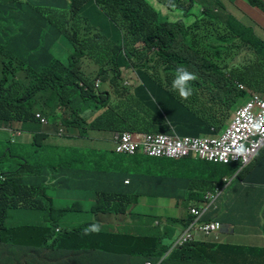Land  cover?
Masks as SVG:
<instances>
[{
	"label": "trees",
	"instance_id": "trees-1",
	"mask_svg": "<svg viewBox=\"0 0 264 264\" xmlns=\"http://www.w3.org/2000/svg\"><path fill=\"white\" fill-rule=\"evenodd\" d=\"M195 1L176 0V8L189 3V9ZM219 1L213 0V6H220ZM228 1L236 6L238 0ZM161 2L165 4V0ZM244 4L263 18V0H244ZM82 11L86 15L81 16ZM207 14L203 11L193 24L181 19L167 23L169 18L162 16L152 0H0V62L4 63L0 67V128L19 132L21 142L25 141V131L33 134L31 143L23 147H17V139L14 143L9 139L0 142L1 245L13 249L19 245L21 234L37 243L53 237L52 229L46 226L3 227L9 216L19 222L25 215L19 202L42 209L36 199L41 192L56 197L61 217L67 221L68 230L56 240L67 250L55 251L57 257L68 259L64 264H155L161 260L155 249L166 234L150 197L168 194L183 175L154 174L149 164L138 158L134 160L135 173H126L123 168L128 161L111 158L107 152L113 144V133L120 130L199 137L214 125L219 110L217 98L226 85L232 84L227 92L230 104L223 103L230 109L247 94L238 83L256 92L264 90V26L246 24L233 14L224 17L215 13L209 19ZM74 17L85 29L86 21H98L90 33L84 34L92 35V41L84 47L79 41L83 35L70 32ZM61 39L75 50L68 65L57 61L52 53ZM208 40L231 45L233 41V47L240 48L239 55L247 51L249 58L232 67L230 78L209 88L208 102L198 94L185 101L174 93L158 99L163 86H153L150 77L157 84L161 75L146 62L159 63L162 59H150L151 50L159 48L169 54L163 63L194 68L192 51L201 55L200 61L205 59L204 50L223 52L224 47L212 44L200 48V42ZM122 48L142 63V75L133 86H124L128 80L120 77ZM83 55L94 59L98 68L85 70L80 59ZM196 71L204 78L208 75L211 81L216 73H225L220 66L213 71ZM97 78L100 89L93 84ZM61 111L65 117L59 115ZM35 114H40L45 124H40ZM78 138L89 139L84 151L71 143ZM93 138H99L97 147L90 146ZM140 153L154 160L142 151L132 157ZM217 165L222 164L199 163L197 179L205 191L224 186V174ZM231 165L236 170L237 164ZM65 176H70L69 184L61 178ZM70 196L75 202L69 201ZM143 199L149 200L150 208H144ZM50 212L57 214L53 209ZM93 219L97 220L94 224ZM93 225L100 230L90 231ZM173 253L172 264H264V247L202 242L177 247L160 264L169 261ZM0 264L13 263L0 257Z\"/></svg>",
	"mask_w": 264,
	"mask_h": 264
},
{
	"label": "clouds",
	"instance_id": "clouds-1",
	"mask_svg": "<svg viewBox=\"0 0 264 264\" xmlns=\"http://www.w3.org/2000/svg\"><path fill=\"white\" fill-rule=\"evenodd\" d=\"M172 3H175V9H176V0H165V4L161 2V0H152V4L157 9L160 5H162V6H165L169 11H171L170 5ZM184 16L187 17L185 14ZM193 17H194V20L192 23H190L188 20H186V22L188 24H193L196 20V17L195 16ZM178 20L179 19L173 20L169 18L167 23H176ZM67 43L72 49V53L69 55L68 59L65 62H63L59 60L58 58H55L57 61L61 62L64 65L69 64V62L71 61V56L75 57L74 48L72 47L71 43L69 42ZM211 44L223 47L221 44H218L211 40H208L205 43L200 42L199 45H200V48H202L204 46L210 47ZM204 51L206 55L204 61H200L198 59L201 57V55L198 54L196 51H192L190 53L193 63L195 65L194 68H190L187 66H175V65H169L167 63H163L164 58H167L169 54L163 50H160L159 48H153L151 50V53L149 54L150 59L152 58L160 59L159 57H161L162 59V61L159 63L146 62V64H148L152 69L156 70L158 74L160 75L163 74V77H164L163 79L161 78V82H157V84L154 83V78L150 77L152 78L151 83L153 84V86H158V85H160L161 87L163 86V91L161 92L158 99L163 100L166 98L167 93H174L183 101L188 100L194 94H198L203 100L207 102L209 101V97H210L209 88L219 83L221 79L223 80L225 77L230 78V74L216 73L215 80L211 81L208 75H207V78H204L199 72L196 71V69L206 68L207 70H209L211 68V71H213L216 66L229 67L230 64L233 62V54H232V50H230V52H226L225 48L222 49L223 52L218 53V54L211 50H204ZM217 56L221 58L220 61H217L216 59ZM122 60L124 62V65L120 67V75H121V69L124 67L130 68L132 72L137 74L139 77L140 75H142V63L136 62V57L130 56L125 48H122ZM92 68L96 69L98 67L94 65V67ZM92 68H89V69L85 68V70H93ZM136 79H138V77L134 76L132 78V81L126 82L124 86H133L134 81ZM94 81H98V84L96 85ZM94 81H93V84L95 88L100 89L101 87L100 79L97 78V79H94ZM238 84H241V83H238ZM242 91H245L247 93L246 94L247 98L245 102L242 103L240 107L235 111L233 116H232V112L237 107L235 108L232 107L230 109L228 107H225L223 103H219V102L217 103L218 109H222V108L229 109L227 116L230 119L227 127L225 129L219 130L217 134L212 138L214 139L216 136H220V140H219V144L217 145V148H223L229 145L230 140H231V134L234 128L238 126L239 123L241 122L240 120H238V113H239L238 111L249 100L251 95L257 94L256 92H253L249 88L247 90H242ZM36 115H39V118H37ZM40 118H43V117L40 114H35V119L38 120L39 122H40ZM43 123H45V119ZM43 123L40 122V124H43ZM0 130L7 131L9 135L8 138L4 136L0 138V142L5 141L6 139H9L11 143H14L16 142V139L20 137L19 132L9 127L0 128ZM132 133H135V132H132ZM139 134H154V133H139ZM163 134H167V133H163ZM168 135H171V134H168ZM171 136H173L175 139L180 140V141H185L186 139H189V140L191 139V141L197 140V138H185V137H180L176 134H173ZM23 137H27L29 140V144H30L33 138V134L31 132L25 131ZM87 141H89V139L87 140L80 139V138L77 139V142H87ZM113 144H114V141H113ZM263 148H264V145L258 150V152L253 157V159L246 165H244L242 162H235V161L219 162V161H214V160H208L206 158L200 157L198 152H196L195 148L188 149V153L186 155H182V156L175 157V158H168L172 160L186 159L187 162L192 161L193 163L196 164L198 170L191 172L187 175H184L182 173L176 175V176L183 175L182 177H180L178 180L174 182V186H176L179 189L180 195L176 194L174 195L175 197H172L169 199H174L175 201L183 203V205L186 207L185 215L182 217L172 216V224L168 226L167 229L165 230V233H169L170 235L165 237L166 239L164 240V242H166L167 245H165L164 247H166L167 249L172 247V251H173L177 247L184 246L191 242L227 244V245H234V246H241V247H248V248L258 247L256 245H251L247 243L246 239L239 238L238 235H236L234 238L225 239L224 237L228 234L227 232H231V231H235L236 233L239 232V230L234 226H232V228L229 229L228 231V227L223 226V224L220 221L207 222L203 220V217L205 215L204 206L210 205L211 203L214 202L215 195L223 190V188L226 185V182L229 181V185H232L234 184L233 181L230 180L229 178H226L227 175H224L222 177V181L224 182V186L222 189H215L213 191L211 190L205 191V187L198 182L197 178L199 176V173L201 172L199 163H202L204 161V162L222 164V165H231L232 163H236L237 164L235 166L236 170L231 172V175L229 176L233 175V180L235 178L239 179V173L246 170V168L255 161L257 155L261 152ZM1 149H2V146L0 145V150ZM114 151H115V147H114ZM238 151H243V149L241 148ZM138 152H136V154ZM119 155L128 156V157L134 156V155H126V154H119ZM162 158H167V157H162ZM162 158H154V160H158ZM199 161H202V162H199ZM0 179L3 180V177L0 176ZM185 194H187L188 196H185ZM204 195L206 197H205L204 202L202 203V206L200 208H193V206L198 204V200L202 201V196ZM48 196H45L44 194L39 192V195L36 197V199L40 201V203L42 204V209H39V210L31 209L27 207L24 204V202H19L18 205L21 208H23V210L25 209L24 210L25 215H23L20 218V221L18 222L16 226L6 227L5 222L3 221V227L5 229H19V228H24V227L46 226L52 229L53 237L45 243H37L31 239H26L21 234L19 245L15 246L13 249H9L7 246L0 244V257L4 262L6 263L12 262L13 264H64L65 262L68 261L67 258L57 257L55 254V251L67 250L64 247V244H58V242L56 243V240L60 237V235L64 233V230H68V229L63 224L65 217L63 219L61 217V214H60L61 208L56 207L55 205L56 201L53 196L51 195H48ZM32 199H34V197L31 198V200ZM51 209L57 211V214H55V216L51 214L50 212ZM207 223L218 224L217 229L211 232L210 234H205L202 231L201 227ZM178 229H181V232L178 236H175V233ZM99 230L100 229L98 225H93L90 229V231L92 232H98ZM88 231L89 230L86 229L85 234H88ZM187 236H189V238L186 241H183V239ZM211 238H215L218 242H207V241H210ZM221 241H224L225 243H221ZM176 243L177 245H175ZM74 251H78V250H74ZM161 261L162 259L158 263H155V264H160ZM146 263L154 264L151 262H146Z\"/></svg>",
	"mask_w": 264,
	"mask_h": 264
},
{
	"label": "crops",
	"instance_id": "crops-1",
	"mask_svg": "<svg viewBox=\"0 0 264 264\" xmlns=\"http://www.w3.org/2000/svg\"><path fill=\"white\" fill-rule=\"evenodd\" d=\"M188 5L189 3H187L180 9L176 8L174 10L186 12L190 9H188ZM212 17H215L212 12L207 14L206 16L207 19ZM123 71H126L125 76L122 75ZM134 76L139 77L137 74L133 73L130 68L124 67L121 69L120 77L127 79L128 82H131ZM161 78H164L163 74H161ZM252 91L256 92L254 90ZM193 107H195L194 104ZM228 112V108L219 109L217 111L215 123L209 129L208 132L202 133L199 137L187 136L185 138H197L202 141L212 139L219 130L225 129L227 127L228 122L230 120L227 116ZM23 138L25 140L24 142H21L19 138H17V141L19 142L17 147H23L29 144L28 138ZM71 143H73L74 146L81 151H84L85 148L89 145V141ZM90 146L97 147L98 144L94 143ZM112 147L114 150V144H112L110 148ZM262 150H264V148ZM64 158L65 157H60L58 159ZM122 158L126 159L125 157ZM126 160L128 161V163L126 164L127 166L130 161L128 159ZM149 166L151 167V164H149ZM246 169L247 171L244 170V173L239 175V179L235 178L233 180V175H229H231V172L234 170V168H221L222 174L227 175L226 178L232 180L234 184L229 185V181L226 182V185L223 190L215 195L214 202L210 205L204 206L205 215L203 218L207 222L220 221L223 226L228 227V231L232 228V226L236 227L239 230L238 233H236L235 231L227 232L228 234L224 237L225 239L234 238L236 235H238L239 238L246 239V242L251 245L264 247V153L256 163L253 162ZM197 170L198 168L196 164L190 161L185 163L183 171L181 173L187 175ZM176 175L178 174H173V177ZM61 178H64L69 184L70 176H65ZM125 183H128V179ZM65 190L66 187H63L62 191L64 192ZM154 191L155 189H153L151 192ZM176 194L180 195L179 189L176 186L171 185L168 194H165L164 196L152 195L150 197L151 200H154L152 207H154L158 211L157 213L161 217V219L159 220V224L163 232H165L167 227L172 224V216L182 217L185 215L186 207L183 205V203L175 201L174 199H169L175 197L174 195ZM185 196L188 195L185 194ZM205 197V195L202 196V201L198 200V204L193 206V208H200L205 200ZM54 199L56 201V207L61 208L56 197H54ZM68 199L70 202H75L74 197L70 196ZM63 224L67 227L66 219L63 221ZM180 232L181 229H178L175 233V236H178ZM165 234L166 236L170 235L169 233ZM214 240L215 238H211V240L207 242H215ZM221 243L225 242L221 241ZM228 259H231V257H227V260Z\"/></svg>",
	"mask_w": 264,
	"mask_h": 264
},
{
	"label": "rangeland",
	"instance_id": "rangeland-1",
	"mask_svg": "<svg viewBox=\"0 0 264 264\" xmlns=\"http://www.w3.org/2000/svg\"><path fill=\"white\" fill-rule=\"evenodd\" d=\"M264 1V0H263ZM220 6H213V0H196L190 7V9L186 12H182L180 10H174L175 9V3H172L170 5V10L169 11L165 6L160 5L158 7L159 11L161 12L163 17H168L170 19L173 20H177V19H181V20H188L190 23L193 22L194 17H200L202 15L203 11H208L209 13H222L224 17L233 14L235 17H237L240 21L246 23V24H252L255 27H258L259 25H263L264 26V16L263 18L259 17L255 11L252 12L253 10L248 9L245 4H244V0H238L236 3V6H233L228 0H220ZM225 8V9H224ZM252 12V14L250 15L249 13ZM184 14L187 16L189 15V17H185ZM81 16L86 15V11H82L80 12ZM216 15V14H215ZM89 18H93V17H89ZM87 18V19H89ZM71 22L74 24V27L72 29H70V32L75 35V36H79V35H83L80 36L79 41L81 42V47H84L86 45H88L91 41H92V35L91 34H87L84 35L85 33H90L91 30L94 28V25L96 23H98V21L93 18V20L91 21H86L84 23V25H87L86 29L83 26V24L81 23V21L79 20V18H72ZM177 23V22H176ZM208 32V31H207ZM206 32V33H207ZM233 41H232V45L231 43H220L226 50V52H230V50H232V54H233V62L230 64L229 67H224V66H220V69L225 72L226 74H230V72L233 70L232 67H237L239 65L240 61H245L249 58L248 52L244 51L239 55V51L240 48L239 46H235L233 47ZM52 53L53 55L58 58L59 60L65 62L69 55L72 53V49L71 47L68 45V43L64 40L61 39L57 45L55 47H53L52 49ZM81 61L83 66L86 69L92 68L94 67V59H92L89 56L83 55L81 56ZM217 61H220L221 58L219 56L216 57ZM4 63L0 62V67H3ZM258 67V66H257ZM256 67V68H257ZM255 71V70H254ZM126 71H123V76H125ZM214 80L216 78V75H213ZM94 83L97 85L98 81H94ZM256 84V82H255ZM232 84H228L226 85L219 94V97L217 98V102L219 103H229L230 104V100L227 97V92L229 91L230 87ZM238 88L242 91V90H246L248 89V87L245 84H238ZM257 95H259L260 97H264V90H257ZM78 94H80V92H78ZM215 95V94H214ZM213 95V96H214ZM247 96H245L244 98H239L235 104L231 105L233 108L237 107L236 109H234V111L232 112V116L235 113V111L240 107V105L246 100ZM213 103H210V105ZM113 107H115V104H112ZM56 104H52V109L55 111L56 110ZM258 113V112H256ZM59 115L61 117H65L66 113L64 111H61L59 113ZM135 123H138L137 121ZM229 123V122H228ZM45 124V123H43ZM123 130H120L118 132H122ZM116 133H113V135L115 136ZM6 137L8 138V132L7 131H1L0 130V138L2 137ZM139 139L143 141L144 136L143 135H138ZM94 143H99V138H93L92 140V144ZM54 153H58V149H55ZM264 150H262L256 157L255 159V163L260 159V157L263 155ZM107 154L111 157V158H118V157H125L126 159H128L130 161V163L125 166L123 169L126 173H130L133 174L136 171V166L134 164V160L136 158L138 159H142L144 163L146 164H151V170L154 174H158V175H162V174H180L183 171V167L185 165V163L187 162L186 159H180V160H172V159H158V160H152L148 157H146L143 154H139L136 157H128V156H123V155H119L116 154L111 148L110 150L107 152ZM217 167L220 168H233L234 165H217ZM142 205L144 206V208H150L151 204L149 203V200H143ZM94 221H92V223L94 224L95 222H97L96 219H93ZM18 224V221L14 219V217L9 216L6 220H5V226L6 227H12V226H16ZM171 241V240H170ZM215 242H218L216 239L214 240ZM167 245L166 242L161 241L160 244L158 246H156L155 252L156 254L161 257V259H165L172 251V247L165 249L164 246ZM174 254L170 255V260L166 261L164 264H172L173 263V257ZM129 259H131V257H128ZM121 264H128L125 261H121ZM144 264H147L146 262Z\"/></svg>",
	"mask_w": 264,
	"mask_h": 264
},
{
	"label": "built area",
	"instance_id": "built-area-1",
	"mask_svg": "<svg viewBox=\"0 0 264 264\" xmlns=\"http://www.w3.org/2000/svg\"><path fill=\"white\" fill-rule=\"evenodd\" d=\"M238 112V120L241 122L234 128L229 145L223 148H217L220 136L206 141L200 139L180 141L163 133L139 134L124 131L113 136L115 151L126 155H135L136 152L143 151L151 158H175L186 155L188 149L195 148L202 158L219 162H242L246 165L264 145V98L257 94L251 95ZM36 117L39 118V115ZM40 122L43 123L44 119L40 118ZM138 135L144 136V142ZM241 148L243 151H238ZM217 226L215 223H207L201 229L205 234H210ZM188 238L189 236L185 237L183 241Z\"/></svg>",
	"mask_w": 264,
	"mask_h": 264
}]
</instances>
